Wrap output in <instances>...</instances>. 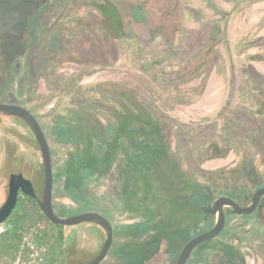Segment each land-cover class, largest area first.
Segmentation results:
<instances>
[{"label": "rangeland", "instance_id": "obj_1", "mask_svg": "<svg viewBox=\"0 0 264 264\" xmlns=\"http://www.w3.org/2000/svg\"><path fill=\"white\" fill-rule=\"evenodd\" d=\"M101 1L0 0V102L20 104L35 114L54 151L63 147L61 129L59 133L55 129L56 114L63 113L59 109L67 104L68 95L79 91V82L87 78H91L88 83L111 79L116 81L123 91L130 93L146 108L164 115L175 128L181 127L191 132L201 128L214 131L219 156L202 165H181L197 184L181 178L176 193L173 192L164 201H153L155 212L170 215L168 223L178 235L176 240L168 239L166 244H161L148 264H173L176 253L188 238L207 231L214 224V217L201 208L209 203L207 201L212 195H218V192L223 194L227 190L229 197L238 196L242 205L248 203L257 188L264 186V134H260L264 126V81L260 79L264 77V59L252 60L254 71L248 68L249 54L264 56V51L257 48L247 50L239 44L244 39L241 21L230 33V46L223 45L218 55L211 54L209 66L212 65V68L206 66L201 73L185 70L178 75V68L171 66H167L163 73L157 65L146 68L148 66L142 58L150 56L149 48L141 51L140 59H135L134 45L124 37V48L116 64H103V55L99 53L96 38L101 25L100 18L111 11L108 4H102L99 17L94 4ZM108 1L117 4L123 11L122 32L130 38L132 27L126 13L131 0ZM254 1L258 3L260 0ZM53 5L57 6V12L37 15L39 8ZM65 7L66 17L61 18V27L46 36V32L41 30L43 16L48 15L47 24H50ZM161 13L157 7L152 11V26L163 25ZM85 16L90 17L95 26L90 40L81 26ZM190 20L182 24H192ZM174 26L175 21L171 19L169 26L167 24L166 38L172 36L171 29ZM137 32L141 44L146 38L147 27L140 24ZM23 41L27 42V48ZM162 42V38L155 37L154 44L160 45ZM187 44L191 43L183 39V47ZM191 45L188 50L194 49L195 44ZM126 104L130 105V102ZM239 107L246 108L247 115L252 117L241 119L239 127L242 131L239 130L233 139L235 148H231L227 146V137L222 129ZM135 123L139 140L132 141L127 137L124 143L134 149L136 156L147 157L142 169L139 166L137 168L134 164L136 161L133 163L123 158L120 151L112 155L109 148L95 150L104 164L110 162V158L118 162L115 174L122 178L121 183L124 181L122 190L126 187L124 178L137 184V180L143 177V169L154 168L157 175L163 176V168L157 161L163 153L162 146L159 143L155 147L148 146L150 142L145 135L149 124L145 117H139ZM150 129L156 130L153 122ZM249 132L256 133L252 139ZM59 138L61 140L58 141ZM208 143H211L210 138ZM207 149V146L203 147V156ZM13 150H16L15 158L11 156ZM55 160L56 167H60L64 161L59 156ZM12 172H21L33 183H40L39 146L24 122L0 117V206L6 199L8 178ZM68 183L72 191L63 188L60 178L53 177L52 203L54 211L60 216L86 211L104 213L107 203L101 196H110L120 187L119 180L113 176L98 181L92 179L82 187L85 181L73 176ZM200 186L208 191L202 190ZM112 201L114 208L119 210L121 198ZM260 213L246 217L237 214L226 217L220 234L203 246L196 247L192 260L187 264H264V209ZM66 232L69 264L91 260L102 246L103 233L91 222L66 226Z\"/></svg>", "mask_w": 264, "mask_h": 264}, {"label": "flooded vegetation", "instance_id": "obj_2", "mask_svg": "<svg viewBox=\"0 0 264 264\" xmlns=\"http://www.w3.org/2000/svg\"><path fill=\"white\" fill-rule=\"evenodd\" d=\"M129 2L130 7L126 15L132 27L130 38H127L122 32L124 15L117 4H112L108 0H102L98 4H94L99 17H101L102 4H108L111 11L109 15L100 18L101 25L98 27L96 38V42L99 44V53L103 55L104 61L101 62L103 64H116L119 53L124 48L122 42L124 37L125 40L133 43L135 59H140L141 51L149 48L150 56L142 58L144 59L143 63L148 66L146 68L157 65L162 70L161 73H163L167 66H171L178 68L176 70L178 75L183 74L185 70L191 73H201L206 66H212H209V60L213 54L218 55L221 46H230V33L241 21V32L244 39L239 44L247 50L257 48L264 51V0H260L258 3L254 0H131ZM88 6H90L89 3ZM256 6H258L257 9H255ZM156 7L158 10L161 9L164 19L163 25L158 27H154L151 24V13ZM66 8H63L50 24H47L48 15L43 16L41 30L46 32V36L59 30L63 22L61 18L66 17L64 14ZM54 11H58L56 5L47 6L39 8L37 15L42 16L45 12L50 14L54 13ZM171 19L175 21V26L171 29L172 36L166 38L167 24L169 26ZM187 19H191L190 21L193 23L189 25L186 23L182 24ZM81 24L85 36L90 40L92 37L91 32H95V26L91 18L88 16L83 17ZM140 24L147 27L146 38L141 44L137 32ZM155 37L162 38L163 42L160 45L154 44ZM183 39L188 43L195 44L194 49L188 50L192 46L191 44H189L191 46L187 44L183 47ZM248 58V68L254 71L255 67L252 64V60L264 59V56L249 54ZM161 73L158 72L159 75ZM90 79L87 78L79 82L80 90L68 95L67 104L59 109L63 113L56 114V131L59 133V129L67 128L68 138L67 140L62 138L63 141L61 142L63 144L67 143L73 147L109 148L112 152L119 151L122 147L131 148L128 143H124V140L127 137H130L132 141L139 140L140 136L135 120L137 121L139 117H145L149 124L145 135L150 142L148 146L152 145L155 147V144L159 143L163 148V153L157 161L158 165L163 168V176L160 177L167 178L170 181V188L166 193L168 197L173 192H177L176 187L179 185V179L181 178H186L197 184L181 168V165L187 164L189 167L202 165L203 162L219 156L218 141L214 131L208 128H201L191 132L181 127L175 128L170 125L164 115L146 108L130 93L123 91L116 81L111 79L109 81L88 83ZM260 79L264 81V77ZM126 102H130V105H127ZM246 112V108L239 107L222 129V132L227 137V146L231 148H235L233 139L238 134L234 126L239 125L241 119L248 117ZM152 122L156 130L150 129ZM209 138L211 139L210 144L208 143ZM204 146H207L208 149L203 156L202 150ZM131 161L137 162V159L134 158ZM98 162L100 165H105V170L97 174H87L83 186L88 185L92 179L98 181V179L101 180L107 176H113L119 180L120 187L118 191L110 196L102 195L101 198L105 199L107 207L104 209V213L95 212L102 214L110 221L113 227V238L119 226L131 224L133 226V237L137 242L139 237L137 185L133 183V180L125 177L126 187L122 190L124 181L121 183L120 179L122 178L116 177L115 174L118 162L113 158H110V162L106 164H104L102 159H99ZM150 175L151 178H156L157 172L154 168L150 171ZM200 188L202 187L200 186ZM217 196L216 194L212 195L213 199ZM116 198H121L122 206L119 210H116L113 206L112 200ZM128 208H131V215ZM207 214L214 217L211 213ZM116 216L120 218L119 221L116 220L118 218ZM122 218H127L131 221H124ZM169 219L170 215L168 213L155 212L154 210L149 216L147 222L148 231L144 241L150 246V251H153L155 244V247H157L158 245L166 244L168 239H177L178 234L168 223ZM97 227L99 226L97 225ZM171 233L173 237H171ZM191 238H188L185 243ZM184 244L176 253L173 264H175ZM196 247L197 245L191 251L185 264L192 260L193 251ZM135 249H138L137 243H135Z\"/></svg>", "mask_w": 264, "mask_h": 264}, {"label": "trees", "instance_id": "obj_3", "mask_svg": "<svg viewBox=\"0 0 264 264\" xmlns=\"http://www.w3.org/2000/svg\"><path fill=\"white\" fill-rule=\"evenodd\" d=\"M23 42L27 48V42ZM0 117L23 122L18 117L12 115H0ZM248 117H252V115ZM251 122H253V119H251ZM234 129L235 131L238 130V134L239 130L240 132L242 131V128L239 127V125L234 126ZM61 130L62 132L60 133V136L64 138V140H67V128H63ZM244 134L246 135V133ZM255 134L256 133L249 132V137L252 139ZM260 134H264V126L261 127ZM33 139L35 140L34 136ZM97 148L99 147H73L72 145L64 143L61 149L54 151L50 146L53 177L56 179L60 178L63 188L72 191L71 186H68V182L71 177H80L83 181H85L87 174H97L104 171L106 167L100 165L98 162L100 158L95 152ZM119 151L122 153L121 156L123 158L129 160L136 158L137 162L133 163L137 166V168L138 166L141 168L142 165L147 162V157L136 156L135 151L129 147H122ZM117 152L118 150L116 152L114 151L112 155ZM11 156L12 158H15L16 150L11 151ZM57 156L63 158L64 160L60 167H56L55 165V158H57ZM89 169H91V172L88 173ZM152 169L153 168H149L148 170L143 169V177L138 179L136 184L138 189L137 217H139L138 241L136 242L133 237V226L131 224L119 226L116 229L117 231L114 233L113 242L106 257L99 264H148L155 255V252L159 250L161 245H158L156 249L154 248L151 252L150 246L146 241H144V238L146 237L148 231L147 222L149 216L153 212V201H164L168 198L166 193L170 188V181L169 179L160 177L159 175H156L155 179L151 178L150 171ZM40 175V183H33L39 197L42 195L44 181L41 153ZM83 184H81V187ZM80 188H78L77 191ZM202 188V190L208 191L205 187ZM220 194L222 193L218 192V196ZM223 194L229 196L227 190ZM232 198L240 203L238 201V196L236 198ZM212 199L213 197H211L207 202H210ZM260 203L262 204L261 209H264V196H261ZM128 210L131 215V208H128ZM224 211L226 217L236 215L232 214L230 209L227 207L224 208ZM260 214V211L255 210L249 215L240 216L246 217ZM0 226H2V230H0V264H69V247L66 244V226L54 224L49 221L39 207L37 199L26 194L22 190L19 192L17 203L11 214ZM213 238L198 244L197 247L203 246L206 242L211 241ZM135 243H137L138 246L137 250L135 249Z\"/></svg>", "mask_w": 264, "mask_h": 264}, {"label": "water", "instance_id": "obj_4", "mask_svg": "<svg viewBox=\"0 0 264 264\" xmlns=\"http://www.w3.org/2000/svg\"><path fill=\"white\" fill-rule=\"evenodd\" d=\"M0 115L16 116L28 126L38 143L44 171L41 197L37 195L33 182L23 173L12 172L9 174L8 193L5 201L0 206V225L11 214L17 203L19 192L22 190L26 194L37 199L42 212L49 221L54 224L65 226L76 225L82 222H93L97 224L104 234L102 246L100 247L99 252L91 260L79 264H99L106 257L113 241L112 224L105 216L95 211H86L70 216L58 215L54 211L52 203L53 166L50 146L39 121L30 110L20 104L0 102ZM261 196H264V186L257 188L252 193L248 203L245 205H241L233 198L221 194L214 198L212 202L203 206L202 209L204 212L214 215V224L210 229L192 237L184 244L175 264H185L191 251L196 245L220 234L226 222L225 207L229 208L232 214L249 215L255 210L260 211L262 206L260 203Z\"/></svg>", "mask_w": 264, "mask_h": 264}]
</instances>
